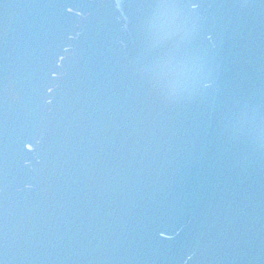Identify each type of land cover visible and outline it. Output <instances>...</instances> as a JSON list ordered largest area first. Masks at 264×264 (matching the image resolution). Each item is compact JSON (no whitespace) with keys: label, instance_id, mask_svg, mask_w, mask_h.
Wrapping results in <instances>:
<instances>
[{"label":"water","instance_id":"obj_1","mask_svg":"<svg viewBox=\"0 0 264 264\" xmlns=\"http://www.w3.org/2000/svg\"><path fill=\"white\" fill-rule=\"evenodd\" d=\"M0 262L264 264V0H0Z\"/></svg>","mask_w":264,"mask_h":264},{"label":"snow or ice","instance_id":"obj_2","mask_svg":"<svg viewBox=\"0 0 264 264\" xmlns=\"http://www.w3.org/2000/svg\"><path fill=\"white\" fill-rule=\"evenodd\" d=\"M116 6L119 7L120 4L117 3ZM197 6L199 7L200 5H197ZM240 6H244L243 3H241ZM68 11H72V9L69 8ZM77 15H79V13H77ZM68 39L71 40V39H73V37H72V36H69ZM69 50H70V49L67 48V47L64 48V52H68ZM64 59H65L64 56H60V57L58 58V60H57V64H56V66H57V67H60V66H61V63L63 62ZM52 76H53V79L57 78V74H56V73H53ZM47 91H48L49 93H51V92L53 91V88L49 87ZM48 102L50 103L51 101H48ZM26 148H27L28 151H32V146H31V145H26ZM160 235H161V238H162V239H165V240H170V239H172V236H169V235H167V234H165V233H161ZM188 259H191V257H188ZM0 264H2V262H0Z\"/></svg>","mask_w":264,"mask_h":264}]
</instances>
